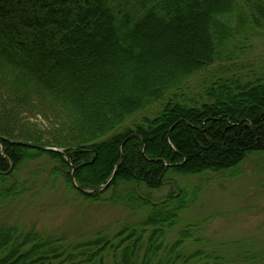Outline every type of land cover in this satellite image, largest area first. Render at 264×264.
<instances>
[{"label":"trees","instance_id":"1","mask_svg":"<svg viewBox=\"0 0 264 264\" xmlns=\"http://www.w3.org/2000/svg\"><path fill=\"white\" fill-rule=\"evenodd\" d=\"M263 33L264 0H0V211L29 192L23 165L46 156L76 200L145 214L77 239L0 220V264L262 259L244 240L229 253L197 247L193 225L167 244L196 196L153 193L171 173L232 174L264 153V72L209 71L234 65ZM18 141L62 150L82 188L107 184L121 164L111 185L85 194L64 154Z\"/></svg>","mask_w":264,"mask_h":264},{"label":"rangeland","instance_id":"2","mask_svg":"<svg viewBox=\"0 0 264 264\" xmlns=\"http://www.w3.org/2000/svg\"><path fill=\"white\" fill-rule=\"evenodd\" d=\"M209 71L223 76L233 72L261 75L264 72V33L254 39L252 47L242 53L234 65H216ZM201 79H194L193 87H197ZM156 109L154 106L144 114L155 115ZM52 165L46 156L23 165L17 175L29 183V192L6 205L0 211V220L77 239L90 237L106 228L109 232L118 231L145 215H133L120 205L76 200L62 177H52ZM169 180L170 184L154 192V197L160 198L171 189L181 187L187 191L189 199L195 196L196 199L183 213L181 224L168 234L167 244H172L184 227L193 225L190 228L196 237L203 239L197 247L207 244L206 248L210 249L213 244H222L221 250L229 253L232 252L227 248L229 243L244 240L255 252L262 253L263 258L256 264H264V153L249 155L232 174L204 173L182 177L171 173ZM200 222L203 223L201 227H194Z\"/></svg>","mask_w":264,"mask_h":264},{"label":"water","instance_id":"3","mask_svg":"<svg viewBox=\"0 0 264 264\" xmlns=\"http://www.w3.org/2000/svg\"><path fill=\"white\" fill-rule=\"evenodd\" d=\"M135 136H136V134H133V135H131L129 137V139L132 138V137H135ZM15 144L21 145V146H25V147H28V148H34V149L40 150L42 152H59V153H62V154H64L66 156V154L62 150L57 149V148H54V147H48V146H44V145H36V144L26 143V142H20V141L16 142ZM123 147H124V144L122 146V150H123ZM1 155H3V152H0V156ZM66 159H67V162L70 163V160H69V157L68 156H66ZM120 164H121V161L117 164V166H116V168H115V170L113 172L112 179L115 177V175H116V173H117V171H118V169L120 167ZM71 166H73V165H71ZM72 168H73L72 173H71L72 183L75 186V188H77L78 190H80L81 192H83L85 194H89V193H92L94 191L104 190L110 184V182H108L107 184L102 185V186L97 187V188H94V189L82 188V187H80L77 184L76 179H75V170H76V168L74 166Z\"/></svg>","mask_w":264,"mask_h":264},{"label":"bare ground","instance_id":"4","mask_svg":"<svg viewBox=\"0 0 264 264\" xmlns=\"http://www.w3.org/2000/svg\"><path fill=\"white\" fill-rule=\"evenodd\" d=\"M70 160V159H69ZM70 163H71V161H70ZM69 163V164H70ZM70 165H73L72 163L70 164ZM71 167H73V166H71ZM75 167V166H74ZM76 168V167H75ZM72 170H73V168H72ZM75 172H76V170H75ZM112 175H113V173H112ZM114 180V178L112 179V177H111V179L108 181V182H110V184L109 185H111V183H112V181Z\"/></svg>","mask_w":264,"mask_h":264}]
</instances>
